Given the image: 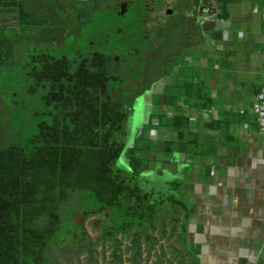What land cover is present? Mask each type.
I'll use <instances>...</instances> for the list:
<instances>
[{
  "label": "trees",
  "instance_id": "obj_1",
  "mask_svg": "<svg viewBox=\"0 0 264 264\" xmlns=\"http://www.w3.org/2000/svg\"><path fill=\"white\" fill-rule=\"evenodd\" d=\"M36 1L0 0V71L19 50L14 44L22 38L20 35L34 28L35 12L40 8ZM213 1L215 18L227 20L230 5L240 0ZM134 53L135 58L140 57L136 50ZM119 55L93 49L78 53L72 65L65 56L29 54L27 75L32 82L25 91L29 96L41 92L44 111L39 114L35 133L3 145L0 134V264H46L51 260L50 245L60 244L64 235L83 246L85 239L78 235V224L72 220L77 208H82L85 217L108 214L110 223L106 226L111 228L103 230V237L112 241L114 257L119 249L116 234L133 229L127 250H132L135 259L143 230L152 227L162 212L157 204L176 203L172 195L157 200V190L144 186L143 172L154 161L147 153L157 150L147 135L151 127L164 125L176 131L182 144L191 122L180 112L178 102L182 99L188 106L209 105L206 84L204 79L193 83L195 76L189 69L175 75L174 70L156 74L167 75L172 90L154 93V109L133 143L128 144L124 138L126 103L143 91L125 98L127 91L119 89L122 76L114 68ZM122 56L128 62L134 59L129 54ZM118 89L125 101L113 97ZM168 108L179 113L169 117ZM154 116L157 125L151 123ZM162 145L169 153L175 143L164 141ZM119 158L125 163H118L119 168L114 169ZM68 207L73 208V227L61 230V212ZM152 244L151 240L147 251Z\"/></svg>",
  "mask_w": 264,
  "mask_h": 264
},
{
  "label": "rangeland",
  "instance_id": "obj_2",
  "mask_svg": "<svg viewBox=\"0 0 264 264\" xmlns=\"http://www.w3.org/2000/svg\"><path fill=\"white\" fill-rule=\"evenodd\" d=\"M143 1H36L40 8L35 12L34 28L20 35L22 38L14 44L15 50H19L0 71V134L4 140L2 145L35 133L39 114L44 111L41 92L29 96L25 91L26 86L32 82L27 75L30 66L29 54L44 52L57 58L65 56L72 61V65L78 53L93 49L131 55L134 58L132 62L126 61L122 55L116 57L114 62L115 70L122 76L119 89L127 91L125 98L138 90L143 91V95L126 103L128 117L124 124V138L129 144L135 128L143 121L146 122L154 109L152 102L146 108V93L150 92L151 100L155 97L154 93L172 90L170 78L164 74L158 77L156 74L162 70L172 72L177 61L180 62L183 58V63L185 62L184 56L187 54L215 57L218 54L216 44L223 45L224 35L236 42L238 23L233 22L223 29L220 27L221 20L211 19L215 18L213 0H146L145 6ZM234 11L237 13V9ZM208 15L211 18L205 20ZM209 28L213 29L207 32ZM58 31V38H55ZM11 36L15 38L16 35ZM135 50L139 53V58H135ZM246 53L250 55V52ZM233 54L230 56L237 60ZM167 57L174 58L161 62ZM182 68L186 72L185 67ZM259 68L264 74V61H259ZM189 71L197 77L201 69L194 66ZM261 72L257 74V83L264 79ZM150 80L155 81L149 84ZM119 89L114 92L113 97L125 101ZM166 115L168 116L167 112ZM151 121L154 125L158 124L155 116ZM118 163L124 164L125 160L119 158L113 165L114 169L119 168ZM149 176L150 180L144 186L157 190V200L174 194L173 187H163L155 174ZM157 205L162 212L152 227L143 230L140 253L135 259L132 250H127L132 243L133 229L116 234L119 249L116 252L117 257H114L111 254L112 241L104 240L103 237V230L111 228L106 226L110 223L108 214L102 212L85 217L82 208H77L72 214V220L78 224V235L85 239L83 246H78L71 236L64 235L60 244L50 245L51 260L46 264H190L189 258L184 255L183 246L187 252L190 248L186 243H181L179 218L172 212L174 206L169 202ZM72 210V207L62 210L61 230L73 227L70 219ZM151 240L152 248L147 251ZM87 246L91 247L90 250Z\"/></svg>",
  "mask_w": 264,
  "mask_h": 264
},
{
  "label": "crops",
  "instance_id": "obj_3",
  "mask_svg": "<svg viewBox=\"0 0 264 264\" xmlns=\"http://www.w3.org/2000/svg\"><path fill=\"white\" fill-rule=\"evenodd\" d=\"M231 11L220 27L237 22L236 42L224 35L215 57L187 54L175 66L174 75L186 73L182 67L200 68L192 82L204 79L211 99L207 106L178 102L191 122L185 141L179 144L176 131L164 125L151 127L147 135L157 150L147 153L154 161L143 180L153 173L163 187H173L172 212L179 218L181 243L190 248L183 246L190 264H264V131L250 110L264 85V79L256 82L264 61V0H240ZM145 96L147 108L150 92ZM173 113L179 110L167 109L169 117ZM164 141L175 143L169 153Z\"/></svg>",
  "mask_w": 264,
  "mask_h": 264
},
{
  "label": "built area",
  "instance_id": "obj_4",
  "mask_svg": "<svg viewBox=\"0 0 264 264\" xmlns=\"http://www.w3.org/2000/svg\"><path fill=\"white\" fill-rule=\"evenodd\" d=\"M250 108L259 126V129L261 131H264V85L261 86L259 90L255 93ZM156 122H158V119ZM150 133L151 135H153L154 130Z\"/></svg>",
  "mask_w": 264,
  "mask_h": 264
},
{
  "label": "flooded vegetation",
  "instance_id": "obj_5",
  "mask_svg": "<svg viewBox=\"0 0 264 264\" xmlns=\"http://www.w3.org/2000/svg\"><path fill=\"white\" fill-rule=\"evenodd\" d=\"M145 1H146V0H144V1L142 2V4H144L143 6H145Z\"/></svg>",
  "mask_w": 264,
  "mask_h": 264
}]
</instances>
